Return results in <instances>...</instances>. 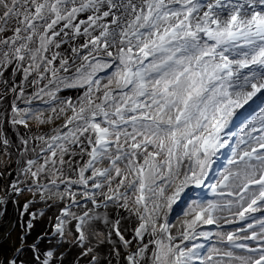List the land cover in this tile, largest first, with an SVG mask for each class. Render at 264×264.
<instances>
[{"label":"snow or ice","instance_id":"obj_1","mask_svg":"<svg viewBox=\"0 0 264 264\" xmlns=\"http://www.w3.org/2000/svg\"><path fill=\"white\" fill-rule=\"evenodd\" d=\"M191 188L215 199L170 218ZM49 201L68 203L21 260ZM9 203L21 246L0 264H264V0H0V219Z\"/></svg>","mask_w":264,"mask_h":264},{"label":"rangeland","instance_id":"obj_2","mask_svg":"<svg viewBox=\"0 0 264 264\" xmlns=\"http://www.w3.org/2000/svg\"><path fill=\"white\" fill-rule=\"evenodd\" d=\"M72 93L73 92L70 93L71 96H72ZM82 93L83 92H80L78 94V96L75 97V98H72L71 96L68 95L69 93H66V94H63L62 96H60V98L61 99H70V100H72L73 103H76L78 98L82 95ZM53 103L55 104V102H53ZM21 106H25V105L21 104ZM33 106L34 107H40V108L48 107L47 105H44V104H42L40 102H34ZM255 111H258V108ZM70 114L71 113H69V115ZM253 114H254V111L252 112L251 115H253ZM246 119H243V121H246ZM63 122H64V120H63V118H61L60 120H56L53 124L41 126L39 128L36 127L33 124L32 125V131L35 132L36 134L48 132L51 128L57 127V126L63 124ZM233 130H235V128ZM224 151L225 150H223V149L221 150V153L219 154L218 158L223 155ZM218 158H217V161H218ZM201 194H202V197H201L202 201H207V200L213 199L212 198V195H213L212 192L211 191H207L206 188H201L198 192H197L196 188H191L190 190H188V192H187L186 196L183 198V200H181V202H179V206L185 205V207H186L187 204L190 203L192 200H198V195H201ZM30 199H33L32 195L30 193H23L17 198V203L18 204L19 203L23 204V203L27 202ZM36 199L38 200L39 197L37 196ZM77 199L80 200L81 198L78 196ZM64 203H68V202L65 201L63 203H60L59 207L57 206V204L53 203L52 201H49V204H52V207H48V205H46L44 203H37V204H35V205L30 207V211H39V210H44L45 211V215L40 218V219L44 218L46 220V222H47V225H46L45 229L42 232H44L46 230L49 231V232L52 231L51 227L49 226V218L52 217L54 219V213H56V211L58 212L59 208H62L64 206ZM81 203H83L82 200H81ZM88 207L90 208L92 206L90 205ZM54 209H55V211L53 213L49 212V211H52ZM72 210L76 211L78 214H82V210L80 208H73ZM182 210H183V208H179L178 206H176L173 209V212H172L170 218H173V219L174 218H181L182 219L183 218L182 217V212H183ZM17 214H18V212L16 211V208H15L12 211L11 214L7 213L4 216V221L3 222H5V224H4L5 226H4V228L0 229V260H2L4 257L11 258L12 255H13V251L12 250L15 249V248H19L21 246L20 239H19L20 236H21V227L16 222L17 221ZM24 219L27 220L28 217H24ZM3 222L0 220V225H3ZM69 227H71V225ZM129 227H131V225H129ZM224 228L225 229H231L229 225L228 226L224 225ZM97 230L101 231V232L105 231L104 225H98ZM203 230H205V231H216L217 228H216L215 225L204 226ZM173 231H175V229H173ZM42 232H40V233H42ZM9 233H10V235H9ZM40 233H38V234H40ZM38 234H35L34 236L32 235L31 238L29 240H27V243L24 246V248L26 249L25 253H27L29 255L28 257H30V259L32 258V253L30 251H27L28 245H30L35 240V238H36V236ZM66 238H67V240L72 241V240H74L75 235H69V234L66 233ZM113 238L115 240L117 237L115 238V236H113ZM127 238H129L128 235H126V239ZM52 239L56 240V237H52ZM196 242L197 243H203V244L206 245V247H210L216 241H215V238H213V240H211V241H205V240H203L201 238L199 241H196ZM56 245L53 246L52 243H50V246H52L51 250H53L54 252L55 251H59V252H65L66 253L67 251H64L63 249H68L69 250V248H65L66 246L63 245V243L59 247H55ZM40 246H41V248H44V246L42 244ZM49 250H50V248H49ZM99 250H100V253H101L102 256H106V253L104 252V250L103 251L101 249H99ZM20 259L21 260H26L25 258H23V255L20 257ZM113 264H116V259L115 258H113ZM120 264H123L122 260L120 261Z\"/></svg>","mask_w":264,"mask_h":264},{"label":"bare ground","instance_id":"obj_3","mask_svg":"<svg viewBox=\"0 0 264 264\" xmlns=\"http://www.w3.org/2000/svg\"><path fill=\"white\" fill-rule=\"evenodd\" d=\"M31 89L29 88L28 90H27V92H26V94H30L31 93ZM38 102V101H37ZM257 103H259V102H257ZM254 106H256V105H253L252 107H254ZM246 107V109H247V111L248 110H250V109H248V106H245ZM242 112H243V115L241 116V118H240V120H237V121H241V120H243L246 116H245V112L246 111H244V110H241ZM236 121V122H237ZM20 131L21 132H23L24 131V129H23V126H20ZM20 205H22V203H19ZM15 209V207L13 206V204H11V203H9L8 205H7V213H12V211ZM124 215H126V214H124ZM25 217H27V216H25ZM122 224H125V226H128L129 227V225L125 222V221H122ZM34 228H33V232L31 233V235L30 236H28L27 237V240H29L30 238H31V236L33 235H35V234H38V233H40V232H42L44 229H45V227H46V225H47V222H46V220L44 219V218H42V219H40V218H38L36 221H34ZM98 225H103V223L101 222V223H99ZM102 227V226H101ZM116 238V237H115ZM112 239L114 240V238L112 237ZM117 239V238H116ZM115 239V241H117L118 242V239L116 240ZM41 244L44 246V249H49V248H51L52 246H50V244H49V242L48 241H43V242H41ZM68 245H66V247H67ZM109 246L110 245H108L107 243H105V244H103V245H100V248L99 249H101L102 251L104 250V252L106 253V255H107V252H108V249H109ZM79 251V249L78 248H76L75 246L74 247H72V249L70 250V252L69 253H67V256H66V260H71V258H72V256L73 255H75L77 252ZM29 255L27 254V253H25L24 255H23V258H25L26 260H30V257H28Z\"/></svg>","mask_w":264,"mask_h":264},{"label":"flooded vegetation","instance_id":"obj_4","mask_svg":"<svg viewBox=\"0 0 264 264\" xmlns=\"http://www.w3.org/2000/svg\"><path fill=\"white\" fill-rule=\"evenodd\" d=\"M71 92H73L72 93V96L70 95V93ZM80 92H83V89H67V90H63V91H61L58 95L59 96H62L63 94H66V93H69L68 95L69 96H71L72 98H75V97H77L78 96V94L80 93ZM22 104V103H21ZM212 198L213 199H215V197L212 195ZM183 200V199H182ZM182 204V203H181ZM88 206H90V205H88ZM176 206H178L179 208H183V210H184V208H185V206H179V203H178V205H175L174 207H173V209L176 207ZM182 210V211H183ZM55 211V209L54 210H52V211H49L50 213H53ZM6 212H7V205H6ZM56 213H57V211H56ZM7 213H5V215H6ZM124 214H126V213H123V211L121 210V215H124ZM127 215V214H126ZM19 218V215L17 214V219ZM2 222L4 221V217L2 218V219H0ZM15 223V222H14ZM73 224L74 223H76L75 221H73L72 222ZM5 224V222H3V225H0V229L1 228H4V225ZM228 226V225H227ZM230 226V228H233V227H235V225H229ZM72 235H75L74 233L72 234ZM20 239V238H19ZM57 241H58V238L56 237V240H54V239H52L51 238V243H52V245L54 246V245H56L57 244ZM62 244V243H61ZM63 245H68L67 247H65V248H69V250L68 249H63L64 251H67L66 253H68V252H70V250L72 249V247H74V245H69L68 243H63ZM25 246V245H24ZM50 250H51V248H50Z\"/></svg>","mask_w":264,"mask_h":264},{"label":"water","instance_id":"obj_5","mask_svg":"<svg viewBox=\"0 0 264 264\" xmlns=\"http://www.w3.org/2000/svg\"><path fill=\"white\" fill-rule=\"evenodd\" d=\"M257 109L256 106L252 107L249 111V114L253 112V110Z\"/></svg>","mask_w":264,"mask_h":264},{"label":"clouds","instance_id":"obj_6","mask_svg":"<svg viewBox=\"0 0 264 264\" xmlns=\"http://www.w3.org/2000/svg\"><path fill=\"white\" fill-rule=\"evenodd\" d=\"M184 206V205H183ZM203 239V238H202ZM204 240V239H203ZM207 244V243H206Z\"/></svg>","mask_w":264,"mask_h":264}]
</instances>
